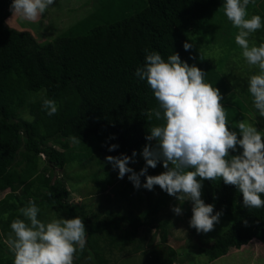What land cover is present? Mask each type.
<instances>
[{
    "label": "trees",
    "instance_id": "1",
    "mask_svg": "<svg viewBox=\"0 0 264 264\" xmlns=\"http://www.w3.org/2000/svg\"><path fill=\"white\" fill-rule=\"evenodd\" d=\"M98 3L84 18L80 32L71 28L52 40H40L28 30L8 25L5 19L12 13V0H0V192H5L0 198V264L14 262L3 239L11 233L13 220L25 219L19 209L29 201L40 209L41 221L51 208L69 219L83 218L88 247L77 250V259L109 264L107 250L99 245L95 234L118 229L121 241L134 243L133 237L144 226L157 231L159 237L152 245V263L175 264L177 252L167 242L169 221L158 218L159 209L171 196L160 187L158 195H148L147 207L137 214L120 204L119 212L98 214L84 203L69 201L70 174L58 176L55 170L67 169L72 162L85 167L94 153L131 157L133 151L137 154L135 163L128 166L137 173L145 167L142 151L152 142L146 140L148 130L163 123L154 116L148 120L147 113L158 107V101L147 82L135 75L145 62L146 49L160 53L165 60L178 53L182 61L202 69L205 82L218 88L223 96L221 103L231 129L248 112L256 110L253 105L248 107L252 97L247 87L239 88L242 96L234 98L232 94L228 98L232 89L228 76L233 71H222L221 62L227 63L229 54L242 49L235 42L238 29L224 15L225 0ZM263 10L259 0L248 5L249 18L255 14L262 19L261 29L249 37L250 45L264 43ZM185 42L193 44L188 51L183 47ZM212 46L225 51L217 67L206 56ZM44 99L56 102V114H47ZM73 137L80 142H73ZM112 144L118 148L109 151ZM241 151L237 146V152L230 155ZM164 171L161 161L156 168L149 167L147 175ZM129 175H125V185L119 189V203L139 195L143 188L136 189ZM140 180L143 185L145 177ZM201 183L202 200L214 205L213 215L221 212L232 219L229 227L211 240L206 251L209 259L253 241L264 246V208L245 207L242 193L219 178ZM137 198L142 200L140 195Z\"/></svg>",
    "mask_w": 264,
    "mask_h": 264
},
{
    "label": "clouds",
    "instance_id": "2",
    "mask_svg": "<svg viewBox=\"0 0 264 264\" xmlns=\"http://www.w3.org/2000/svg\"><path fill=\"white\" fill-rule=\"evenodd\" d=\"M55 0H12L10 10L22 20L36 21L53 5ZM255 0H225L223 11L232 26L238 29L236 44L242 49V57L249 66L258 69L250 75L247 90L258 115L264 117V43L250 45L249 37L260 30V15H251L248 5ZM185 51L193 47L185 42ZM145 62L136 69L135 75L146 81L152 90L158 107L147 113L163 123L152 126L142 151L145 167L139 173L128 165L135 163L132 156H107L106 162L113 170L118 169V179L126 174L136 189L143 186L152 190L158 185L169 196L181 203L192 202L190 227L198 233H207L219 223L221 212L213 215L214 205L205 204L201 199L202 180L215 181L218 178L226 185L235 186L243 197L247 208H264V132L258 131L254 122L241 120L235 128L229 127L227 114L221 103L220 90L205 82V72L195 65L182 61L175 53L165 60L156 51L145 50ZM235 83V82H233ZM47 114L57 113L54 100L44 99ZM114 138V137H113ZM73 142L79 139L73 137ZM237 146L242 151L237 155ZM118 145L112 144L109 151ZM42 158L43 153H40ZM163 163L166 171L159 175H147L148 168H156ZM145 177L141 185L140 177ZM197 177L200 179L198 180ZM40 209L34 201L19 209L25 219L11 222V233L4 240L14 256L13 264H73L77 250L86 245V228L83 218L62 217L42 222L38 219ZM175 214H182L179 206L173 208ZM245 223H247L245 221Z\"/></svg>",
    "mask_w": 264,
    "mask_h": 264
},
{
    "label": "rangeland",
    "instance_id": "3",
    "mask_svg": "<svg viewBox=\"0 0 264 264\" xmlns=\"http://www.w3.org/2000/svg\"><path fill=\"white\" fill-rule=\"evenodd\" d=\"M259 4L263 10L264 0H259ZM98 6V0H55V3L49 6L45 13L36 21L22 20L11 13L6 17L5 22L17 29L30 31L40 40H52L55 36L61 35L71 28H76L80 32L82 29L81 23L86 15ZM206 56L217 67L216 63L224 59L225 51L222 52V49L218 46H212L209 50H206ZM226 60L227 63L221 62L222 71L226 73L233 71L232 75L228 76V81H230L232 86L228 98L232 94L235 95L234 98L237 95L242 96L243 94H240L239 88H246V81L258 69L247 64L242 57V52L229 54ZM238 77L240 78L238 79ZM236 79H238V83L234 85L235 83L233 82H236ZM252 105L253 103H248V107L252 108ZM242 120L254 122L257 130L264 132V117H260L258 111L251 110ZM151 144L155 145V142L152 141ZM55 170L58 176H61V174L67 176L66 172L70 174V181L67 184L70 192L69 201L78 204L84 203L92 212L98 214L106 211L119 212V204L130 207L132 212L137 214L147 207L148 195L153 197L158 195V185L154 186L152 190H147L143 187L139 193L142 200H139L137 198L139 195L135 194L132 195V199L123 198L119 203V189L125 185L123 182L125 177L118 179V169L113 170L112 165L106 162V157L96 153L90 158L85 167H79L75 162H72V165L67 169L60 170L55 168ZM4 194L5 192H0V198ZM16 194L19 195L20 191H16ZM176 206L181 207L182 214L177 215L174 213L173 208ZM58 216L69 219L66 214L51 208L46 212L42 222H50L52 219L58 218ZM191 217L192 202L190 200H185L181 203L171 196L159 209L158 218L169 221V239L167 242L177 252L175 264H264V246L256 241L243 245L240 249L231 248L225 255L210 260L208 255H206V251L211 240L224 232L229 227L232 219L221 215L219 223L214 225L212 231L198 233L195 228L190 227ZM137 232L133 237L134 243L121 241L122 236L119 234L118 229L109 228L95 234L99 240V245L104 246L105 250H107L105 253H107L109 264H153L151 261L152 245L159 241L157 231L141 226ZM73 264L92 263L88 258L77 259L74 257Z\"/></svg>",
    "mask_w": 264,
    "mask_h": 264
}]
</instances>
